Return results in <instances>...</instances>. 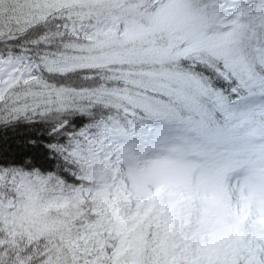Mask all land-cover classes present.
Returning a JSON list of instances; mask_svg holds the SVG:
<instances>
[{"label":"snow or ice","instance_id":"obj_1","mask_svg":"<svg viewBox=\"0 0 264 264\" xmlns=\"http://www.w3.org/2000/svg\"><path fill=\"white\" fill-rule=\"evenodd\" d=\"M0 264H264V0H0Z\"/></svg>","mask_w":264,"mask_h":264}]
</instances>
